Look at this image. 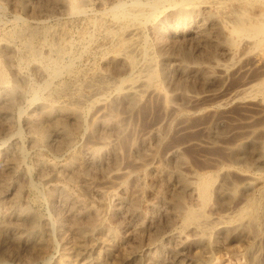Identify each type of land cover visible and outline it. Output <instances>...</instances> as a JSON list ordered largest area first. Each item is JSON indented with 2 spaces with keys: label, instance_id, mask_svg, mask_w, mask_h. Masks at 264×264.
Returning a JSON list of instances; mask_svg holds the SVG:
<instances>
[{
  "label": "rangeland",
  "instance_id": "1",
  "mask_svg": "<svg viewBox=\"0 0 264 264\" xmlns=\"http://www.w3.org/2000/svg\"><path fill=\"white\" fill-rule=\"evenodd\" d=\"M78 1L82 4L81 14L70 12L66 0H0V64L7 77L6 85L14 90L10 98L6 92L2 93L0 85V180H3L0 217L6 225L0 236V264H57L63 242L72 245L75 240L74 223L62 206L64 198L69 203L97 208L100 216L94 218L98 221L102 218L107 226L120 228V237L111 242V251L105 253L114 264H153L155 254L159 255V264L190 263L201 254L206 256L205 261L212 258L217 264H252L251 249L258 250L261 262L264 261V208L258 226L250 229L249 237L241 240L216 229L209 234L212 242L206 248L196 242L192 236H198L193 232L183 240L172 239V232L181 226V218L172 214L167 202L159 199L160 193L171 197L180 191L179 173L191 179L198 173H215V188L206 207L209 214L225 212L249 197L264 202L261 194L264 156H260L258 142L264 131V94L248 92L244 94L245 100L241 95L230 99L238 94L243 80H253V84L264 77V53L261 61L258 58L264 45L257 46L252 37L236 38L233 43L227 41L229 28L240 11L256 18L263 12V5L243 7L239 0H193L187 7L198 6V13L181 22L176 16L179 7L167 1L155 18L142 24L162 74L163 90L170 98L171 105L167 106L153 89L144 92L133 104H129L124 93L115 90L121 77L130 73L128 64L114 53L117 41L108 38L92 23L117 0ZM16 16L32 25L41 22L53 25L58 28L62 41L70 45L79 73L56 79L52 86L57 87L66 79L67 92L58 95L47 89L41 98L30 100V87L44 84L48 75L34 64L19 65L16 53L4 45L3 34L14 25ZM128 35L126 33L125 37ZM35 42L39 44L38 39ZM183 53L192 54L196 60L184 62ZM138 57L140 59V55ZM143 67L140 60L133 74L140 73ZM91 80L100 88L89 95L91 88L87 83ZM172 106L179 109V114ZM108 111L112 116L110 122L102 125L99 119ZM248 135L256 144L247 149L246 160L235 162L238 147ZM102 138L111 140L110 144H104ZM92 145L98 148L90 157L86 149ZM175 147L181 148L182 161L172 157ZM140 163H147L145 170L138 167ZM27 167L31 170L30 176L25 175ZM248 175L260 177L259 181L252 180L256 186L249 190L246 187ZM43 177L52 179L63 189L57 191L53 199L46 197L36 202L29 194L28 183L30 179L39 182ZM121 181L124 186L118 185ZM223 184L229 191L221 196L219 189ZM17 185L21 186L18 191ZM47 187L43 185V192ZM99 189L115 191L123 198L140 195L141 210L148 218L137 224L128 214L119 212L113 193L103 197L97 193ZM183 196L187 205L198 207V200L190 189L184 190ZM17 201L30 204L33 210L51 221L66 220L62 234L54 232L55 247L50 246V251L42 253L43 256L29 247L32 245L28 236L17 238L20 231L29 229L23 230L14 216ZM152 203L159 209L153 219L148 208ZM44 238H49L46 231ZM74 261L70 264H83L85 260L80 257Z\"/></svg>",
  "mask_w": 264,
  "mask_h": 264
},
{
  "label": "bare ground",
  "instance_id": "2",
  "mask_svg": "<svg viewBox=\"0 0 264 264\" xmlns=\"http://www.w3.org/2000/svg\"><path fill=\"white\" fill-rule=\"evenodd\" d=\"M66 1L68 2L70 12H72L74 14H78V13L81 14L80 12L82 9V4L78 0H66ZM167 1L170 3H173L179 7L177 12H176V16H177L178 20H180L181 22L186 20V19L190 20L192 18V16H194L195 14L198 13V9H199L198 6L193 5V6L187 7L188 4L190 2H192L193 0H148V1H144V0H117L116 2H114V4L111 7H108L107 9L105 8L106 10L103 11V13H101L100 18L95 19V21H93L94 23H92L94 25V27L98 28V30L99 29L103 30L108 38L115 39V41H117V44L113 48L114 53L116 54V56L122 58L128 64L130 73L127 76L121 77V79L115 85V90H118L119 92L124 93L125 96L129 100L128 101L129 104H133V103L137 102L138 99L140 98V96H142V94L144 92H146L147 90L153 89L158 94H160V96L163 97L164 103L167 106L171 105V103L169 102L170 98L168 97V95L163 90V86L161 84L162 83L161 82L162 74L156 65V61H155V58L153 55L152 48L148 42V39L144 35V32H143L144 27L142 26V24L147 23L152 18H155L156 15L162 10L164 3ZM239 1H240V3H242L243 7H248L249 5L258 4V3L262 4L264 7V0H239ZM240 12L241 13H239V14L236 13V16H237V14H238V16H237V18H235L233 25L229 28V36L227 38V41L233 43V42H236V38L252 37V38H254V43L257 46L264 45V10L256 18L247 16L246 12H244V11H240ZM155 26H156V29L159 30V26H157V25H155ZM202 26H203V24H202ZM200 31L201 30H199V32ZM159 32H162V30L160 29ZM57 33H58V28L54 27L53 25L47 24L45 22H41V23H37L36 25L35 24L32 25L31 23L27 22L22 17L16 16L14 19V25L10 29L8 28V30H6L3 34L2 38L4 40V45L6 47H8L11 50V52L16 53L17 60H18L17 63H19V65L27 66L30 64H34L43 73H46L48 75L47 76L48 79L44 84L32 85L30 87L31 96H32L30 100H32V101H36L38 98H41L40 96H41L42 92L44 90H47V89H50V91L52 93L58 94V95H61L62 93L67 92L68 82L66 79H65L66 82H65V80L64 81L62 80V83L61 84L59 83L60 85H58V86L56 85L57 87H55V86L52 87L53 82L56 79H61L62 77L67 76V75L74 77L75 74L79 73V71L76 69V66H75V57L73 56V54L69 50L70 45L64 43L61 39V36H59ZM126 33L129 34L128 35L129 37H127V38L125 37ZM200 35H203V34H200ZM194 36H195V34H194ZM36 39L39 40V44H37L35 42ZM208 39H209V37H208ZM203 45H205V44H203ZM260 52H262V53H259L260 55L258 54L259 56L258 55L257 56H258L259 60L261 61L263 59L261 54L264 53V48H261ZM138 55H140V59H139ZM196 56H197V54H196ZM181 57H182V60L184 62H186L188 60H196L195 57L190 53H183ZM9 58H10V56H9ZM140 60H142L144 67L140 73L134 75L133 71L136 70ZM162 62H164V61H162ZM241 68H242V66H241ZM248 80H250V79H248ZM248 80L245 79L240 83V85L237 89L238 94L236 96H232V98H230L231 100L234 98H240V97H238L240 95H241V98H243V100H245L246 97L244 96V94H246L248 92L253 94V95L256 93H263L264 94V77H262V78L259 77L257 80L255 78L256 81L253 84H252L253 80H250V81H248ZM97 81L99 82V80H97ZM106 81H107V79H106ZM115 82H117V81H115ZM6 83H7V77H6V74L4 73V70L1 68V64H0V85H2V87H3V89L1 91L3 94L6 92V94H8V97L12 98L14 95V90L11 87L7 86ZM87 84L91 88V89H89V95L95 94L96 92H98L97 90L100 87L98 85H96V83H93L92 80H91V82H89ZM105 86H108V85L106 84ZM109 86H110V84H109ZM112 86H114V85H112ZM260 105H262V104H260ZM4 108H5V106H4ZM172 108L177 113L179 112V109L176 106H172ZM111 117H112L111 113H109V111H108V112L103 114V117H101V119H99V122L102 125H108ZM158 131H159V129H158ZM253 131H254V129H253ZM262 132H263V134H261V135H263V137L261 138L260 141L258 138V142H260V144L258 143L260 146L259 147L260 151H261L260 156H262V155L264 156V131H262ZM251 135L244 137L243 142H241V144L239 143L240 145L238 147L239 150L237 153L235 151H232V152L236 153L235 162L243 160L245 158L247 149L250 150V147H252L254 144H256L255 139H253V138L250 139ZM110 142H111V140H109V139H106V138L103 139L104 144H110ZM97 148L98 147L92 145L86 149V152L88 153V155H90V157L94 156L97 152ZM180 149L181 148H179V147H175L171 152L172 157L177 161H182ZM236 151H237V149H236ZM250 153H249V155H250ZM256 156L258 157V155H256ZM93 159H95V158H93ZM244 160H246V159H244ZM257 163H258V161H257ZM138 167H142L143 170H145L147 167V163H140V165H138ZM30 171L31 170L27 167L26 171H24L25 175L28 176L30 174ZM129 174L131 175L130 172H128V175ZM138 176H139V174H138ZM248 176L249 177L246 176L248 178V180L246 182V187L249 190L250 188H253L256 186V182L254 183L252 180L259 181L260 177L257 175H255V176L248 175ZM189 177H186L180 173L178 174V180L180 182L181 188H180V191L173 193L171 197L170 196L166 197L165 195H163L164 193L159 194V199H162V201L165 204L167 202L168 205L171 206V208L173 210L172 214H174V215L176 214L181 218V222H182L181 226H179L177 228V230L172 232V235H171L173 237L172 239L175 238L176 240H183L184 238L187 237L188 233L193 232L194 233L193 235L198 236V238L192 236L193 238H196V242H199L200 244H202V245L206 246V248H208L212 242V241H210L209 234L212 233L216 229H219V231L224 230V232L226 231L228 233L227 235H231V236L234 235V237L237 236L241 240H244L246 237H249L248 233H249L250 229L252 227L256 226L260 220V217L263 213L264 202L259 201V200H255V199L249 197V198H246L245 201L242 200L243 203L241 205L236 206V207L235 206L230 207L225 212H222V213L221 212H218V213L212 212L209 214L208 212L210 210H208V212H207L206 207L208 206V204L210 202V199L212 196V191L215 188V184H216L215 173H214V175L210 174V173H198L192 179H191V177L190 178ZM30 180L28 183L29 194H31V197L34 200H36V202L42 201V200L46 199V197L53 199L56 192L63 189V187H60L57 184L53 183L51 181L52 179H50V178H44L39 182H33ZM1 181L3 182V180H0V183H1ZM228 181H229V179H228ZM123 183L121 181L118 185H123ZM259 184H261V183H259ZM43 185L48 186L47 191L43 192V190H42ZM234 185H235V183L233 184L232 188H234ZM17 187H16V190L21 189V186L19 187L17 185ZM187 189L188 190L190 189L193 192V194L196 196V198L198 200V204H196V205L198 207H195V206L193 207V206H189V204L188 205L186 204V202L184 200L183 192H184V190H187ZM216 191H218V190H216ZM228 191H229V187L227 188V186H225V184L220 186L219 193L221 196L226 195L228 193ZM248 192H247V194H248ZM97 193L101 196H103L104 194L106 195V193L107 194L113 193L112 195L115 196L118 200L117 209L120 210L119 212L122 211V213L124 212V213L128 214V216L131 217V220L136 221L137 224L144 223L146 218H148L147 217L148 214L144 215L143 211L141 210V207H140V205H141L140 198L141 197H140V195H138L140 198L136 195L131 196V197H127V198H123L122 196H120L115 191H112V190L104 191L101 189L97 190ZM63 194H65V193H63ZM261 194L264 196V190H263V192H261ZM63 196H65V195H63ZM141 196H142V194H141ZM169 197H170V199H168ZM143 203H145V202H143ZM81 204L83 206L78 205V203L77 204L76 203H69L66 198L63 199V205L62 206H64V210L66 209L68 218H70V220L74 223L75 240L72 242V245H70L66 241L63 242L62 248H61V257L57 261V264H70L72 261L75 263L74 260L79 259L80 257H84L85 261L83 262V264H114V263H112L113 261H109L107 259L109 256L107 258L105 257V253L111 251V247H112L111 242L116 241L120 237V234H119L120 228L107 226L106 224H104V219H102V218H100L98 221L97 218H94L97 215H99L98 209L97 208L94 209L92 207L85 206L84 203H81ZM194 204H195V202H194ZM148 208L152 211V214L149 215L150 218L153 219V218H155L157 213L159 214V212H158L159 209H158L157 204H155V203L149 204ZM209 209H210V207H209ZM40 214L38 212H36L35 210H33L32 207L30 206V204H23L20 201H17L15 203V206H14L15 218L18 220V222L20 223V226L23 230L25 229V227L29 228V229L26 228L27 231H25V232L20 231L17 238L22 239L24 236H28L27 240L32 245L29 247H33V249L38 254L47 253L48 249H49V251L51 249L50 246L55 247L54 241H53L54 232L57 231L59 233L61 232V234H62L61 230L63 229L62 227L65 224L64 221H66V220L59 218L56 222H54V221H51L50 218L43 217ZM263 215H264V213H263ZM1 217H0V236H1V233L6 230V225H5V223ZM136 222H135V224H136ZM16 224H17V222H16ZM17 226H18V224H17ZM254 230H256V229H254ZM45 231L49 237L48 239L44 238ZM134 231H136V229ZM137 233L138 232L136 231V234ZM139 233L141 234V232H139ZM244 233H246V234H244ZM16 234H18V233H16ZM214 236H215V234H214ZM256 237H257V235H256ZM236 240H237V238H236ZM191 243H193V242H191ZM102 246H104V249H99ZM199 248H201V247H199ZM181 249H180V251H181ZM134 251H135V249H134ZM134 251H133V253H134ZM249 251H250L249 253L251 255L252 264H263L262 262H264V261L261 262V257H260V254H258V252H259L258 250L251 249ZM130 255L132 256V254H130ZM41 256H43V254ZM158 256H156V254L153 255V257H152L153 264H159V260L157 259ZM127 257H128V255L126 256V258ZM180 257H182V256H180ZM204 257H206V256L201 254L200 256L193 259L192 262L191 261H190V263L188 261L187 262H188V264H217V262L216 261L214 262L212 260V258H208L209 260L205 261ZM179 259H181V258H179ZM186 263L180 261L176 264H186Z\"/></svg>",
  "mask_w": 264,
  "mask_h": 264
}]
</instances>
